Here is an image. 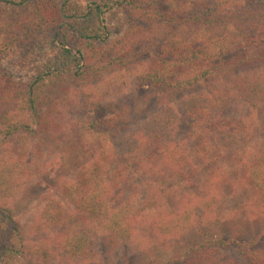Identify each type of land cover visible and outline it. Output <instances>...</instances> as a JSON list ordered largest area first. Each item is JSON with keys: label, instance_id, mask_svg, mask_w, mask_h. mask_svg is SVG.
Here are the masks:
<instances>
[{"label": "trees", "instance_id": "16d2710c", "mask_svg": "<svg viewBox=\"0 0 264 264\" xmlns=\"http://www.w3.org/2000/svg\"><path fill=\"white\" fill-rule=\"evenodd\" d=\"M232 5L0 0V146L21 128L54 131L43 107L47 90L72 77L84 80L102 61L127 69L137 64L139 83L131 96L118 88L113 111L102 118L87 112L80 138L93 143V155L42 211L37 231L52 232L40 247L31 246L11 215L0 213V264H54L64 249L84 262L101 256L97 241L108 258L125 248L143 254L124 264H264V232L241 239L228 224L211 236L200 232L209 215L216 217L223 187L221 140L237 145L264 129V0ZM118 11L128 25L113 33L107 21ZM29 48L36 60L16 68ZM198 171L208 177L197 198L187 196L184 207L162 214L163 204L184 189L196 194L191 186ZM242 182L264 209V136L244 160ZM137 200L134 220L128 214ZM224 230L240 240L226 238Z\"/></svg>", "mask_w": 264, "mask_h": 264}, {"label": "rangeland", "instance_id": "374dc122", "mask_svg": "<svg viewBox=\"0 0 264 264\" xmlns=\"http://www.w3.org/2000/svg\"><path fill=\"white\" fill-rule=\"evenodd\" d=\"M202 1L210 3L219 0ZM231 1L234 4L231 9L234 10L238 5V0ZM107 23L113 33L123 32L128 25L125 13L119 11L111 14ZM35 60L36 52L30 48L25 49L14 66L23 69ZM109 60L96 65L95 68L98 71L88 74L82 81L72 77L47 90L43 107L44 111L54 120V131L45 134L21 128L0 146V213L9 214L18 221L24 236H27L34 248L40 247L42 239L52 232L51 229L45 232L37 231L36 227L42 224V211L47 208L51 198L58 200L61 182L74 180L78 168L84 162H88L93 155L91 151L93 143L87 142V137L84 141L80 138L81 126L86 117H89L87 112L91 110L94 116L102 118L105 112L113 111L116 103L114 99L120 96L116 92L118 88H120L119 92L123 90L122 94L128 93L131 96L134 89L139 86L138 72L135 70L137 64L127 69L120 68L121 66L117 63H109ZM140 61L146 62V58L143 57ZM260 69L259 67L258 70ZM25 115L27 116L28 113L25 112ZM26 116L21 118V122L28 118ZM29 123L32 127L30 120ZM263 136L264 129L253 140L247 139L237 145L221 140L220 144L225 145L227 151L223 163L225 173L222 181L223 187L219 191V200L215 203L216 217L209 215L210 217L205 220L207 226L202 227L200 232L211 236L221 228V224L223 227L237 228L234 232L241 233V239L264 232V209L257 205L256 191L247 186L246 182H242L244 160L254 149V141H257V138L262 139ZM84 145L89 147L86 148ZM198 172L193 176L194 184L191 186L196 187V194L193 192L195 188L184 189L174 199L163 204V209L160 211L162 214L184 207L187 196L197 198V192L203 190L204 182L208 177V172ZM136 182H139V186L142 187L143 179L137 178ZM140 195L142 196V193ZM125 203L127 202L122 201L123 205ZM132 203V211L128 215L134 219L133 212L138 218L141 201H132ZM91 224L93 225L94 222ZM193 232L192 230L191 233ZM234 232H230L229 235L228 231L224 230L225 237H236L240 240V235L234 236ZM186 239L182 238L183 242ZM52 249L56 248L52 247ZM94 249H97L101 256H93L84 262L70 257L64 249L60 251V256H57L54 264H101L104 256L107 260L102 264H110L111 261H113L112 264H124L126 260L136 263L143 255L134 249L125 248L108 258L104 252L103 243H98V241L94 244ZM28 263L36 264L30 261ZM39 263L46 264L47 262L39 261Z\"/></svg>", "mask_w": 264, "mask_h": 264}]
</instances>
